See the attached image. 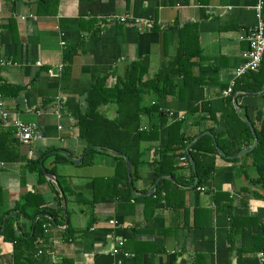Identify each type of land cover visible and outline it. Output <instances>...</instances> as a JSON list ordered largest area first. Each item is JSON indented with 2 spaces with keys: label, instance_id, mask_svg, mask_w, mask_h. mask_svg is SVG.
<instances>
[{
  "label": "crops",
  "instance_id": "1",
  "mask_svg": "<svg viewBox=\"0 0 264 264\" xmlns=\"http://www.w3.org/2000/svg\"><path fill=\"white\" fill-rule=\"evenodd\" d=\"M39 2L0 0V22L12 23V31L9 28L0 37V76L22 88L15 100L0 95L1 111L9 115L2 132L12 129L16 139L11 121L17 117L35 123L43 135L33 145L16 139L23 159L0 163V216L15 234L30 237L32 222L14 208L31 193L48 210L36 220H51L50 214L55 217L47 225L48 243L37 242L38 250L30 251L32 259L27 264H264V193L261 196L251 183L257 174L250 157L229 162L239 158L232 159L239 153L232 152L233 140L223 138L231 144L222 150L211 133L212 126L216 132L225 129V121L220 113L211 117L204 112L213 101L227 99L223 92L235 79L247 49L244 37L257 23L258 0ZM125 16L128 20L120 22ZM177 28L183 29L182 49L200 50L199 56L181 65L176 62ZM140 59L150 75L180 76L174 86L166 85L165 97L145 98L146 106L156 105L160 114L141 116V129L160 124L158 139L143 141L144 155L139 159L143 165L129 163V173L112 151L96 152L88 164L81 165L86 143L76 137V124L77 115L87 108L88 90L104 79L107 89L114 88L118 79L124 80L130 64ZM6 61L9 66L2 65ZM259 92L239 91L228 97L235 112L240 109L239 117L246 114L255 122L257 113L264 112V92ZM103 110L113 115L115 108ZM179 121L181 134L192 143L177 153L186 155L176 157L173 175L187 184H165V190L154 196L161 180L153 184L158 166L155 154L164 152L168 126ZM205 136L217 150L212 154L215 170L207 185L197 187L195 164L187 154ZM241 148L245 149L242 144ZM29 151L34 158L43 154L39 166L51 178L43 172L44 181L38 183L28 165ZM56 190L64 196L60 206ZM234 221L238 231L230 235ZM20 256L14 255L10 241L0 237V264H19Z\"/></svg>",
  "mask_w": 264,
  "mask_h": 264
},
{
  "label": "trees",
  "instance_id": "2",
  "mask_svg": "<svg viewBox=\"0 0 264 264\" xmlns=\"http://www.w3.org/2000/svg\"><path fill=\"white\" fill-rule=\"evenodd\" d=\"M14 1L17 2V0ZM43 2H45V0H41L39 3ZM11 26V20L7 21L6 24L0 22V37L3 36L9 28V30L12 31ZM185 28L186 27L183 29ZM172 29H170V31H172ZM174 29H176L175 26ZM177 29V32L180 34V40L176 62L181 65L184 60L199 56L200 50L199 48H195L194 52H190L191 55H194L191 56L189 55L190 53H187L189 46L182 49L185 44L182 39L183 37L181 38L183 29ZM11 33L14 34L15 32ZM195 46H197V41H195ZM3 64H7V66L10 65L8 61L5 63L2 62V65ZM129 67L130 69L127 71L124 80L118 79L114 88L107 89L104 86V79L99 80L100 82L90 88L87 92L85 97L87 108L83 114L77 115L76 124V137L86 143L84 148L85 155L81 165L88 164L91 161L92 155L96 152L112 151L127 157L130 164L136 167H141L143 164L139 159L144 155L142 151L143 141H156L158 139L159 131L162 129L160 124L153 125L148 131L141 129V116L148 115L152 118L154 112H160L156 105L146 106L144 102L145 98L150 95H152V97L154 95L157 99L165 97V94H167L165 93L167 88L166 85L174 86L180 76L176 74L174 79L165 78V75L160 72L150 75L148 74L147 69L141 65V59L131 63ZM263 86L264 56L257 71L248 72L243 77L236 80L233 87V94L230 98H232L235 92L239 91L242 93H257L263 88ZM21 89L22 88L19 86H13L4 82L0 76V95L10 96L15 100ZM108 106H110V108H115L113 115L108 114V111L106 110L101 111V108H107ZM205 109L207 110H202L208 112V115L211 117H214L215 113H220L225 121V129L220 132H216L215 128L212 126L211 133L214 136L218 148L226 150L225 147L228 148L231 144L228 143L229 141L226 139H230L231 142L233 140L235 144L232 152L237 154L243 149L241 148V144L244 148L253 145V135L255 136L257 139V146L250 153H246L236 160L229 162L236 163L243 157H250L251 167L255 169L257 174L256 178L253 179L251 183L253 186L260 189V191H258L260 195L261 193H264V112H258L256 121L251 122L246 114L244 117H239L236 114L231 99H228V97L227 99H222L221 97L218 100L213 101L210 106L208 105V108ZM163 116L167 115L163 112ZM163 119L164 117L159 118L160 122L162 121V125H164ZM247 120L249 121V124L247 123ZM8 122L9 118L6 123ZM3 124L4 122L0 118V163L18 162L23 158H20L18 154L17 141L14 138L13 130L8 129L6 134L3 133ZM182 126V122L180 121L173 122L168 126V144L166 145L164 152L155 154L156 158H158V162H156L158 166L155 171V180L153 181V184L156 180L160 178L161 180H159V183L157 184V188L153 194L154 196L160 195L161 192L165 190L163 188L165 184L172 187L187 184L183 179H179L173 175L175 172L174 166L176 163V157L186 155L185 152H181V154L177 153L180 152V150H186L188 145H191L192 143L191 140L181 134ZM223 138L226 139L223 140ZM91 147H100L104 151H97L91 149ZM216 151L217 150L209 136L199 139L189 148L188 153L195 164L194 169L190 170H192L194 174L193 180H197V187H203L209 183L212 173L215 170L212 154L216 155ZM42 155H40L41 157L34 158L33 154L31 155L30 160H28V165L37 174L38 183H42V180L44 181V174L39 166V161L41 160ZM62 158L64 157L62 156ZM117 160L120 167H126L124 158L117 157ZM125 172L126 170L124 169V173ZM168 176H170V178ZM125 178L126 176L124 175V180L127 183ZM56 195L57 204L60 206L61 196L57 190ZM1 197L0 192V202L2 201ZM149 198H151V196ZM37 200L39 203H37ZM40 201L38 195L30 193L23 198L22 203L18 204L19 206L14 208V210L23 213L25 217L29 218L32 222L33 233L28 238L15 234L14 231L11 230L8 222L2 223V216H0V237L13 244V252L15 256L21 255L19 261L17 260L19 264H27L29 262L28 259H32V253L38 250V248L35 247L37 242H42L43 244L48 243L49 237L47 225H52L53 221L55 222V217L50 214L51 220L43 218L36 220L41 214L48 213L46 208H42L43 206L39 205L42 204ZM28 203L32 205L29 207L27 206ZM33 205H36V208ZM31 207L33 208V211H31ZM45 226L47 228H45ZM237 231L238 228L234 221L230 227V235H234ZM9 233L11 234V237H9ZM66 233L70 234L69 229L66 230ZM23 245L24 251L21 253L20 251ZM25 251H28L29 253L27 252L26 254Z\"/></svg>",
  "mask_w": 264,
  "mask_h": 264
},
{
  "label": "built area",
  "instance_id": "3",
  "mask_svg": "<svg viewBox=\"0 0 264 264\" xmlns=\"http://www.w3.org/2000/svg\"><path fill=\"white\" fill-rule=\"evenodd\" d=\"M262 6L263 1L258 0L255 7L257 23L246 32L244 38L247 41V49L241 54V64L236 68L234 73L235 79L230 82L227 89L223 92V97L225 98L233 92L235 80H238L248 72L257 71L261 65L264 56V20ZM127 20V16L119 19L122 23H125ZM1 110L0 108V118L6 123L9 115ZM11 123L14 125L15 137L22 145H33L43 138L40 128L35 123L24 122L17 117ZM28 155H32V151H29ZM261 261L264 262V255H261Z\"/></svg>",
  "mask_w": 264,
  "mask_h": 264
},
{
  "label": "water",
  "instance_id": "4",
  "mask_svg": "<svg viewBox=\"0 0 264 264\" xmlns=\"http://www.w3.org/2000/svg\"><path fill=\"white\" fill-rule=\"evenodd\" d=\"M263 92H264V88L261 89V91H260L259 93L261 94V93H263ZM234 105H236L235 97H234ZM236 112H237L238 115H241V114H240V109H239V108L236 109ZM247 123L249 124L248 120H247ZM207 135H209V134H207ZM253 137H254V138H253V139H254L253 145H251V146H249V147L243 149V150L240 151L236 156H234L232 159H236L237 157H240V156H242V155H244V154H246V153H250V152H251V151L257 146V139L255 138L254 135H253ZM91 148L94 149V150H102L100 147H91ZM218 152L221 154L220 150H218ZM62 153H63V154H67L66 152H62ZM113 154H115L116 156H119V157L124 158V160H125V164H126V167H127V172L129 173V171H130V169H129L130 166H129L128 158L125 157L124 155L120 154V153H113ZM187 155H188L189 161L191 162V164H192V166H193V165H194L193 160L190 159L189 154H187ZM67 156H68V154H67ZM68 159L71 160V158H70L69 156H68ZM81 160H82V158H81L78 162H74V163L79 164V162H80ZM43 172L48 176V178H51L49 174H47L45 171H43ZM60 193L62 194V195H61L62 200H64L63 193H62L61 191H60Z\"/></svg>",
  "mask_w": 264,
  "mask_h": 264
},
{
  "label": "rangeland",
  "instance_id": "5",
  "mask_svg": "<svg viewBox=\"0 0 264 264\" xmlns=\"http://www.w3.org/2000/svg\"><path fill=\"white\" fill-rule=\"evenodd\" d=\"M102 153H106V152H102ZM95 154H96V153H95ZM252 169H253V168H252ZM253 170H254V173H255V172H256L255 169H253ZM253 170H252V172H253Z\"/></svg>",
  "mask_w": 264,
  "mask_h": 264
},
{
  "label": "clouds",
  "instance_id": "6",
  "mask_svg": "<svg viewBox=\"0 0 264 264\" xmlns=\"http://www.w3.org/2000/svg\"><path fill=\"white\" fill-rule=\"evenodd\" d=\"M232 95V93L228 96V97H230ZM227 98V97H226Z\"/></svg>",
  "mask_w": 264,
  "mask_h": 264
}]
</instances>
